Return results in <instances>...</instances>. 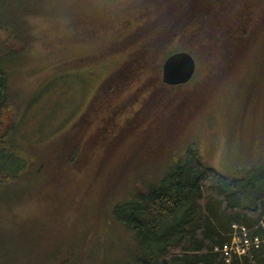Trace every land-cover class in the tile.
<instances>
[{
	"label": "rangeland",
	"instance_id": "1",
	"mask_svg": "<svg viewBox=\"0 0 264 264\" xmlns=\"http://www.w3.org/2000/svg\"><path fill=\"white\" fill-rule=\"evenodd\" d=\"M20 1L6 0L5 19L28 2ZM31 1L52 4L42 15L27 3L34 12L25 17L30 46L1 65L2 101L15 107L22 99L25 110L9 137L21 159L19 177L0 184V257L11 264H135L141 243L113 209L165 177L186 149L220 175L250 176L242 207L264 194V22L227 75L206 77L201 61L189 83L162 88L146 82L141 60L130 62L137 45L117 49L128 28L108 29L124 0L94 1L100 9L91 17L74 15L82 0ZM55 9L60 13L50 14ZM125 19L118 16L116 24L127 25ZM132 20L135 27L140 22ZM182 31L158 49L153 72L186 46ZM14 49L19 53L22 46ZM100 83L108 88L98 89ZM95 94L93 108L76 126L78 112ZM151 130V141L140 145L137 133ZM60 148L62 157H55ZM69 152L76 163L68 162ZM6 191L12 194L4 197Z\"/></svg>",
	"mask_w": 264,
	"mask_h": 264
},
{
	"label": "trees",
	"instance_id": "2",
	"mask_svg": "<svg viewBox=\"0 0 264 264\" xmlns=\"http://www.w3.org/2000/svg\"><path fill=\"white\" fill-rule=\"evenodd\" d=\"M94 1L78 2L80 5L74 15L91 17V12L100 9ZM124 1V6L109 20L112 24L108 29L128 28L125 36L117 40V49L124 51L130 45H137L135 55L130 59L133 61L130 62L141 60L142 73L145 70L149 73L147 77L144 76L146 82L153 80L162 88L167 86L160 81L161 68L153 72L152 62L156 54H159L161 45L176 31L183 28V36L186 34L187 44L179 50L192 55L196 72L201 61H204L208 72L206 77L219 74V78L221 72L224 75L231 72L239 57L255 39L254 31L258 33L262 26L259 24L264 22V0ZM44 2L46 5L31 0L27 3L34 10L38 8L35 12L43 15L52 4L50 1ZM23 5L21 3L19 6ZM26 5L5 19L2 11L7 6L6 0H0V90L3 89L5 79L1 65L13 57L20 59L18 55L25 54L31 43L25 17L34 12L26 10ZM59 13L55 9L50 14ZM255 13H258L257 18L253 17ZM118 16L125 17L127 25H117ZM133 16L140 21L136 27L133 26L136 23L132 20ZM16 46H22V51H15ZM127 70L129 72V68ZM122 71L119 68L117 73ZM3 96L4 93H0V184H9L18 179L22 168L18 165L21 161L16 155L18 150L9 137L14 134L15 122L20 121L25 108L22 99L15 107L5 105ZM9 126L11 128L7 129ZM151 132L137 133L140 145L151 141ZM115 136L109 139L113 149ZM150 148L155 147L150 145ZM82 149L80 147L78 153ZM111 149L112 146L107 152ZM87 150L85 147L83 156ZM61 151L60 148L55 157L59 154L62 157ZM67 156L68 162H77V155L70 158L69 152ZM83 166L86 167L85 164ZM173 167L165 177L155 179L157 182L146 185L143 191H134L131 203L113 209L114 215L121 213L120 221L131 226L130 230L141 243L142 251L135 264H264V194L257 198L254 205L242 207L240 203L241 197L247 195L243 182L249 180L250 176L228 178L220 175L202 163L196 150L189 149ZM98 174L100 169L96 170L94 177H98ZM144 174L148 178L149 174ZM140 180L144 181L142 178ZM6 193L4 197L10 196L12 191ZM241 229L248 232L250 239L257 237L260 242L241 257L232 254L227 263L228 257L223 253V246L229 245L232 236L235 232L240 233ZM1 257L0 264H11ZM60 264L73 263L68 261Z\"/></svg>",
	"mask_w": 264,
	"mask_h": 264
},
{
	"label": "water",
	"instance_id": "3",
	"mask_svg": "<svg viewBox=\"0 0 264 264\" xmlns=\"http://www.w3.org/2000/svg\"><path fill=\"white\" fill-rule=\"evenodd\" d=\"M196 71V63L191 54L177 51L169 54L161 65V80L169 86L183 85L189 82Z\"/></svg>",
	"mask_w": 264,
	"mask_h": 264
},
{
	"label": "bare ground",
	"instance_id": "4",
	"mask_svg": "<svg viewBox=\"0 0 264 264\" xmlns=\"http://www.w3.org/2000/svg\"><path fill=\"white\" fill-rule=\"evenodd\" d=\"M240 236H245L244 242L239 245L238 249L235 250V244L234 241L236 238ZM260 240L257 237H254L253 239H250L248 236V232L245 229H241V232H235V234L232 236L231 243L229 245L223 246V253L225 256H227V263L230 259V256L233 254L237 257H241L245 255L247 252L250 251V248L252 247H257L259 244Z\"/></svg>",
	"mask_w": 264,
	"mask_h": 264
},
{
	"label": "flooded vegetation",
	"instance_id": "5",
	"mask_svg": "<svg viewBox=\"0 0 264 264\" xmlns=\"http://www.w3.org/2000/svg\"><path fill=\"white\" fill-rule=\"evenodd\" d=\"M105 82H106V80H105ZM104 82V83H105ZM104 83H100L99 85H98V89H103V90H106L108 87H107V85L106 84H104ZM100 89V90H101ZM103 92H105V91H103ZM96 94L95 95H93L88 101H87V105H86V108H84L81 112H78V114H77V116H76V120H75V125L77 126L78 125V123L81 121L82 122V120H84V114L85 113H88V111L89 110H91L92 108H93V105H94V102H95V100H96ZM104 96H102V95H99L98 94V98H99V100L100 99H102ZM105 111V109L103 108V112ZM80 141V140H79Z\"/></svg>",
	"mask_w": 264,
	"mask_h": 264
},
{
	"label": "built area",
	"instance_id": "6",
	"mask_svg": "<svg viewBox=\"0 0 264 264\" xmlns=\"http://www.w3.org/2000/svg\"><path fill=\"white\" fill-rule=\"evenodd\" d=\"M244 238H245V236H240V237H238V238L235 239V241H234V244H235V246H234V247H235V250H237L238 247H239V245L242 244V242H244V241H243Z\"/></svg>",
	"mask_w": 264,
	"mask_h": 264
}]
</instances>
